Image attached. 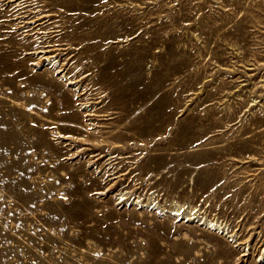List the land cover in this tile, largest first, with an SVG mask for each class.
Instances as JSON below:
<instances>
[{"label":"rangeland","instance_id":"374dc122","mask_svg":"<svg viewBox=\"0 0 264 264\" xmlns=\"http://www.w3.org/2000/svg\"><path fill=\"white\" fill-rule=\"evenodd\" d=\"M0 264H264V0H0Z\"/></svg>","mask_w":264,"mask_h":264},{"label":"bare ground","instance_id":"6f19581e","mask_svg":"<svg viewBox=\"0 0 264 264\" xmlns=\"http://www.w3.org/2000/svg\"><path fill=\"white\" fill-rule=\"evenodd\" d=\"M33 16H34V15H33ZM42 17H44V16H41V15L38 16V17L35 19V21L40 20ZM32 21H33V20H32ZM45 50H47V49H45ZM45 50H44V51H45Z\"/></svg>","mask_w":264,"mask_h":264}]
</instances>
